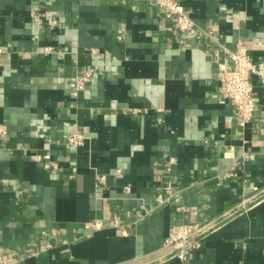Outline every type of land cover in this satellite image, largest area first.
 <instances>
[{"label": "crops", "instance_id": "0c3cea01", "mask_svg": "<svg viewBox=\"0 0 264 264\" xmlns=\"http://www.w3.org/2000/svg\"><path fill=\"white\" fill-rule=\"evenodd\" d=\"M180 2L193 34L151 0H0L11 264H264V82L242 125L218 78L240 42L264 62V0ZM213 220L185 259L163 249L171 227Z\"/></svg>", "mask_w": 264, "mask_h": 264}, {"label": "built area", "instance_id": "2783aa9c", "mask_svg": "<svg viewBox=\"0 0 264 264\" xmlns=\"http://www.w3.org/2000/svg\"><path fill=\"white\" fill-rule=\"evenodd\" d=\"M172 21L175 30L193 34L197 28L195 20L186 11L180 0H151ZM94 69H88L77 79V88L83 89L85 81L92 77ZM252 75L260 77L264 82V62L256 63L252 60L248 46L240 42L235 50L231 51L230 61L218 64V78L220 80L219 101H230L240 117L242 125L247 124L256 113L254 98V85ZM3 133L5 128H2ZM85 136L80 132H72L67 140L70 144L78 145L84 142ZM175 161L171 158V164ZM171 169V166L168 167ZM172 185L168 181L165 190L171 193ZM182 209V208H179ZM218 225V221L194 222L177 224L170 228L163 245L168 254L177 255L181 259L186 258L188 251L202 247L205 237ZM103 223L99 220H91L86 223L87 228L100 229ZM0 264H11L7 254L0 253Z\"/></svg>", "mask_w": 264, "mask_h": 264}]
</instances>
